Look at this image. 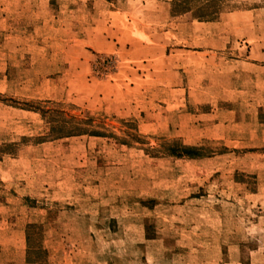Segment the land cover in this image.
<instances>
[{
    "label": "rangeland",
    "instance_id": "374dc122",
    "mask_svg": "<svg viewBox=\"0 0 264 264\" xmlns=\"http://www.w3.org/2000/svg\"><path fill=\"white\" fill-rule=\"evenodd\" d=\"M0 264H264V0H0Z\"/></svg>",
    "mask_w": 264,
    "mask_h": 264
},
{
    "label": "trees",
    "instance_id": "16d2710c",
    "mask_svg": "<svg viewBox=\"0 0 264 264\" xmlns=\"http://www.w3.org/2000/svg\"><path fill=\"white\" fill-rule=\"evenodd\" d=\"M95 134H97V133H94V135ZM173 153H175L176 155H178V156H181V155H186V156H192V149H189V150H186V151H184L181 155H180V153H177V151H172ZM194 156V155H193Z\"/></svg>",
    "mask_w": 264,
    "mask_h": 264
}]
</instances>
